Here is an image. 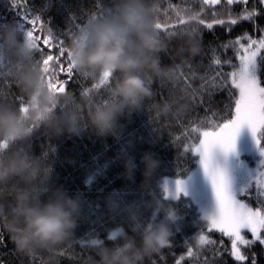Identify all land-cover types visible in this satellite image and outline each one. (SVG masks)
<instances>
[{
	"label": "clouds",
	"instance_id": "clouds-1",
	"mask_svg": "<svg viewBox=\"0 0 264 264\" xmlns=\"http://www.w3.org/2000/svg\"><path fill=\"white\" fill-rule=\"evenodd\" d=\"M154 0H110L103 14L93 13L70 37L68 58L74 70L86 77L111 78L106 99L97 102L84 95L50 87L36 59L34 46L12 24L0 27V61L18 87L22 103L0 98V228H6L17 250L39 264H60L59 249L74 238L82 211V198L53 182L51 165L28 149L33 135H79L90 128L97 135L118 136L119 118L139 111L161 79L175 82L174 72L161 62L164 34L155 27ZM184 102L175 93L156 103V115H178ZM141 189L151 200L144 207L164 209L166 219L145 222L139 206L127 209L129 228L112 229L106 243L98 238L84 264H147L172 234L169 209L152 190L159 160L151 152L142 157ZM124 178L133 180L135 158L126 155ZM113 210L119 202L108 197Z\"/></svg>",
	"mask_w": 264,
	"mask_h": 264
},
{
	"label": "trees",
	"instance_id": "trees-1",
	"mask_svg": "<svg viewBox=\"0 0 264 264\" xmlns=\"http://www.w3.org/2000/svg\"><path fill=\"white\" fill-rule=\"evenodd\" d=\"M155 2L161 9H167V16L171 18L169 30H172L179 26L174 23L177 9L169 8V4L178 5L181 8L193 6L198 11L201 0H196L195 4L193 0H155ZM11 3L12 0H0V22L19 21L27 28H32V25L22 18L25 5L29 9L28 15L31 19L33 9L39 10L47 4L49 7L40 13L41 18L46 24L51 20L49 26H53L54 31L57 29L66 31L70 14L78 12L81 8L84 12L81 19L75 21L77 25L86 23L89 12L98 14L99 8L106 9L110 6V0H102V4L99 0H17V3L21 5L17 12L15 8L10 7ZM226 3L227 0H221L220 5L208 6L201 13V18L210 20L212 11H230L235 17L237 14H242L245 8L251 10L253 6H256L257 12L253 20L244 19L241 15L237 24L231 27L227 26V15L216 17L225 19L226 25H215L213 30L204 28L202 36L205 50L202 56L205 63L211 55L207 49L209 42L219 44L235 40L237 36H240L241 42L246 43L245 33L254 39L264 35V31H261L264 29V15L260 14L262 6L257 3V0H249L248 4H244L243 0H234L232 5L225 8ZM160 17L161 20L164 19L163 11L160 12ZM33 35L38 37L40 45V49L36 52L37 60L41 59L40 51L56 55V48H48L44 43L46 32L41 30L39 22ZM21 36L23 37V34ZM164 39L165 47L160 53L164 57L162 64L170 67L175 76L174 64L178 65L186 56L190 58L196 54L198 39L193 32L187 30H179L174 38L164 35ZM226 55L232 56L234 53L230 51ZM201 58V55L194 57L197 62ZM64 66H67L66 63ZM105 79H107L106 76ZM110 80L111 78L105 84H99V77H78L76 73H73L70 78L66 73H60L58 79L50 86L58 91H63V88H60L63 86L65 91L72 92L77 98L87 95L94 101L103 102L106 99V85ZM60 81L65 83L61 85ZM160 82L173 84L163 78ZM153 87L159 88V82L154 83ZM85 89H88L87 93L84 92ZM20 97H22L21 93L12 79L0 78V98L19 102ZM170 98L171 96L168 99ZM163 101L162 96L148 98L139 111L122 115L119 118L121 129L118 136L101 137L90 128L84 129L79 135L65 133L52 136L40 129L31 138L28 150L36 156L43 157L51 165L50 179L56 184L63 185L69 193L79 194L83 202L81 215L74 229V238L58 251L60 264H76L77 261L79 264H84L86 257L91 253V241L94 239L102 238L106 243H112L107 239L112 229L121 225L129 228L132 224L127 210L130 206L134 209L139 206L145 222H159L166 219L164 209L156 211L153 208L144 207V201L151 200V195L148 191L141 189L143 155L151 152L160 162L152 190L162 201L165 198L162 196L160 180L165 177L177 179L179 168H189L188 171L179 173L180 178H186L198 167V164L190 159L191 153L179 158L178 152H183V148L178 149L176 142L177 137L182 139L183 129L173 119L174 114L156 115L154 105ZM161 126H163L161 131L156 132L155 129ZM126 155L133 156L137 165L133 180L125 179L123 175ZM109 196L119 202L120 209L113 210L109 206ZM164 205L166 209H171L175 213V219L171 220L170 243L163 245L160 251L147 261V264H177V261L179 264H195L197 259L203 260L204 257H208L211 261L219 260L221 256L225 264H251V257L246 262H239L230 251H223L215 258L211 252L203 250V255L199 257L187 256L189 247H192L194 251L197 247L196 237L203 219L201 212L188 197L167 198ZM206 231H211L214 239H223L224 245L228 249L231 248V242L227 237H222L216 230ZM0 234L4 235V241L0 243V264H32V258L17 250L6 228H0ZM241 249L244 251L245 247L242 246ZM248 251L256 253L257 264H264V245L256 242ZM35 264H39V258Z\"/></svg>",
	"mask_w": 264,
	"mask_h": 264
},
{
	"label": "snow or ice",
	"instance_id": "snow-or-ice-1",
	"mask_svg": "<svg viewBox=\"0 0 264 264\" xmlns=\"http://www.w3.org/2000/svg\"><path fill=\"white\" fill-rule=\"evenodd\" d=\"M195 2L196 0H193V4ZM233 2L234 0H227L225 8ZM99 3L102 4V0H99ZM243 3L248 4L249 0H243ZM257 3L262 6L260 14L264 15V0H257ZM220 4L221 0H201L198 11L193 6L181 8L178 5L169 4V8L177 9L174 23L179 26L169 30L171 18L167 16V9H161L154 0L156 29L173 38L179 30L193 32L198 39V47L194 56L190 58L186 56L180 64H174V84L160 82L159 88L153 87L152 97L162 96L164 100H167L175 93L177 98L184 102L182 112L173 116L175 122L183 129L182 139L177 137L176 142L178 149L183 148V152H178V156L183 158L191 153L190 159L198 164L205 178L210 182L215 198V210L205 212L200 223V231L196 237V250L189 247L187 256L199 257L203 255V251H208L215 258L223 251H230L236 261L246 262L251 257V264H257L256 253L249 252L248 249L256 242L264 245V35L254 39L245 33L246 43L241 42L240 36H237L235 40L219 44L209 42L207 49L211 55L205 63L202 56L205 50L202 36L204 28L213 30L215 25H226L225 19L216 17L227 15V26L231 27L237 24L241 15L244 19L253 20L257 12L256 6H253L251 10L245 8L242 14H237L235 17L230 11H212L210 20L201 18L205 8ZM20 6L17 0H12L10 5L17 12ZM47 7L49 5L46 4L39 10L33 9L30 19L29 9L25 5L22 18L28 21L32 28H27L19 21L0 22V27L6 24L14 25L37 52L40 45L33 31L39 22L41 30L46 32L44 43L48 48L57 50L55 56L40 51L41 59L38 60L50 84H54L53 81L58 79L60 73H66L70 78L73 73H76L78 77L83 76L74 70L68 58L66 45L68 39L82 25H77L75 21L81 19L84 10L81 8L78 12L70 14L66 31L64 29L54 31L53 26H49L51 20L46 24L41 18L40 13H43ZM104 11L105 9L99 8L98 15L103 14ZM161 11L164 12L163 20L160 17ZM92 14L93 12H89L88 18ZM230 51L234 55L227 56L226 54ZM197 55L202 57L199 62L194 59ZM163 59L161 55L162 63ZM4 64L5 62L0 61V78L11 80ZM108 79L100 77L99 84H105ZM60 83L63 85L65 81ZM60 88L64 90L63 86ZM84 92L87 93L88 89ZM22 99L20 97L19 102L22 103ZM243 124L251 128L260 158L253 166L238 161L242 178L238 183H234L228 172L227 156L235 151L236 135ZM162 127L155 129L156 132L161 131ZM188 169L177 170L178 176L174 187L170 188L166 180L161 185L164 203L167 198H179L180 194L185 192V181L180 178L179 173L186 172ZM169 215L173 220L175 219V213L171 209H169ZM206 230H216L222 237H227L231 242V248L228 249L224 245L223 239H214L212 232ZM246 232L250 233L251 239L245 234ZM3 241L4 235L0 234V243ZM97 242L92 240L91 244ZM169 243L170 239L166 240L164 245ZM242 246L245 247L244 251L241 250ZM32 264H35V261ZM76 264H79V261ZM195 264H225V262L222 256L219 260L211 261L208 257H204L203 260L197 259Z\"/></svg>",
	"mask_w": 264,
	"mask_h": 264
},
{
	"label": "rangeland",
	"instance_id": "rangeland-1",
	"mask_svg": "<svg viewBox=\"0 0 264 264\" xmlns=\"http://www.w3.org/2000/svg\"><path fill=\"white\" fill-rule=\"evenodd\" d=\"M259 158L260 154L257 151L256 141L251 128L247 124L241 125L236 135L235 151L230 152L227 156L228 172L233 182L238 183L242 178L241 169L237 164L238 161H243L249 166H253L255 161ZM182 179L185 181V192L181 193L179 198H190L195 205L198 206L202 217L205 212H212L215 210V198L210 182L205 178L199 166L188 177ZM165 180L168 182L170 188L174 187L176 179L168 177L160 180V186ZM245 234L251 239L250 233L246 232Z\"/></svg>",
	"mask_w": 264,
	"mask_h": 264
}]
</instances>
